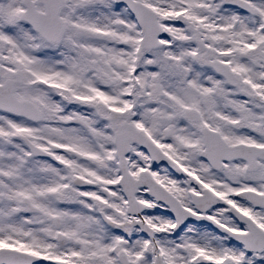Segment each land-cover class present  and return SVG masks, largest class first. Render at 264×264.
I'll return each instance as SVG.
<instances>
[{
    "label": "rangeland",
    "instance_id": "374dc122",
    "mask_svg": "<svg viewBox=\"0 0 264 264\" xmlns=\"http://www.w3.org/2000/svg\"><path fill=\"white\" fill-rule=\"evenodd\" d=\"M63 1V32L46 42L20 23L23 0H0V84L12 80L16 97L41 114L31 123L0 112V249L65 264H121L122 255L127 264H153V244L137 228H112L132 218L117 184L115 117L135 125L184 171L178 176L154 167L144 150L131 146L125 160L134 177L148 170L189 211V194L208 188L218 196L210 218L246 232L228 213L234 206L264 230V209L234 198L247 189L264 194V162L246 168L237 160L217 171L200 156L202 127L229 145L264 146V0L251 1L252 16L221 0H139L154 10L163 29L158 48L143 51L139 60V29L123 5ZM204 60L228 64L239 88L226 86ZM38 61L53 63L54 70L40 71ZM21 137L60 165L31 156ZM77 178L97 187H79ZM136 199L145 205L140 219L154 230L163 264H264V250L246 254L206 225L173 231L166 207L144 189ZM56 230L67 237L62 248L54 241Z\"/></svg>",
    "mask_w": 264,
    "mask_h": 264
},
{
    "label": "water",
    "instance_id": "95a60500",
    "mask_svg": "<svg viewBox=\"0 0 264 264\" xmlns=\"http://www.w3.org/2000/svg\"><path fill=\"white\" fill-rule=\"evenodd\" d=\"M43 6V12H37L30 0H25L23 7L24 12L20 16V20L26 26L36 31L45 41L53 42L62 34V26L60 12L62 9V0H37ZM117 3L123 4L132 14L136 21L141 39L138 57L140 58L144 50L156 49L159 46V38L163 36V31L157 22L155 13L144 4L135 0H116ZM225 5L236 7L248 15H254L251 5L244 0H222ZM205 66L212 70L216 75L223 79L224 83L237 89L240 85V79L228 68L225 63L217 60L205 61ZM13 82L7 80L0 85V111L7 112L15 117L24 118L30 122L37 123L41 119L38 109L29 101H19L13 94ZM116 131L113 134V146L115 156L118 161V169L120 179L118 185L126 200V213L132 216L131 220L123 225H115L114 227L121 230L123 227H133L139 229L140 233L145 235L152 241V254L154 255V264H163L161 257L157 254L154 246L153 230L141 218L144 210V204L136 199V194L140 188L145 189V195L150 196L156 203H160L168 207L167 214L175 220L174 230H181L186 223H205L209 224L213 229L225 233L230 236L234 242L244 245L247 252L260 253L264 249V232L249 217H246L234 207L229 209L230 213L237 221L244 224L247 228L246 234H238L230 232L222 226L210 220L205 214L216 203V195L208 189H203L201 195L191 194L190 201L194 208L201 213L195 214L180 204V202L163 186L158 184L148 171L140 172L134 178L128 171L125 156L131 145H136L145 150L150 161L154 165L164 164L176 174H182L178 166L168 158L149 138L139 132L134 126L125 122L118 124L114 119ZM74 122L86 127V124L75 120ZM203 143V151L201 156L206 160L208 165L215 170H219L224 162L242 160L246 165L255 167L257 161H264V147L254 145H231L229 146L217 132H212L207 128L201 130ZM24 147L34 156L46 158L55 164H59L51 154L42 151L26 139H21ZM76 185L81 187H93L95 184L87 182L83 179H77ZM236 199L245 200L252 204L254 208H264V196L253 191H242L236 194ZM28 210L31 208L28 206ZM135 217L137 219H135ZM58 218H54V227L58 229ZM54 241L59 248L67 243L65 237L58 230L55 234ZM122 264H127L125 256H119ZM0 264H65L60 261H52L40 257H34L26 253L18 252L10 249L0 250Z\"/></svg>",
    "mask_w": 264,
    "mask_h": 264
},
{
    "label": "bare ground",
    "instance_id": "6f19581e",
    "mask_svg": "<svg viewBox=\"0 0 264 264\" xmlns=\"http://www.w3.org/2000/svg\"><path fill=\"white\" fill-rule=\"evenodd\" d=\"M37 65H38L40 71H47V70L53 71L54 70L53 63L48 62V61H38ZM56 74H57V72L54 75H56Z\"/></svg>",
    "mask_w": 264,
    "mask_h": 264
}]
</instances>
